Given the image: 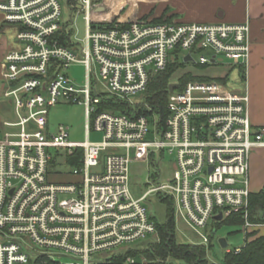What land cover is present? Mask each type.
<instances>
[{"label":"built area","instance_id":"built-area-1","mask_svg":"<svg viewBox=\"0 0 264 264\" xmlns=\"http://www.w3.org/2000/svg\"><path fill=\"white\" fill-rule=\"evenodd\" d=\"M76 3L87 27L75 41L73 22H62L61 0H0L19 43L4 58V94L15 119L0 129V264H147L122 247L157 233L144 204L152 193L171 195L177 216L203 244L218 215L222 221L241 214L250 229L249 162L252 150L264 146V129H253L247 85L237 90L217 79L191 80L170 91L163 122L157 113L105 107L109 97L135 104L152 74L180 60V52L182 62L197 66L247 68L249 22L133 19L102 26L93 22V0ZM62 33L70 34L69 45ZM73 63L85 66L82 85L68 73ZM61 100L84 104L85 141L70 140L63 124L50 130L49 109ZM93 128L101 140H90ZM52 149L67 157L83 150L81 165L72 168L79 182L50 180ZM156 153L173 156V176L153 180L135 198L130 165Z\"/></svg>","mask_w":264,"mask_h":264},{"label":"rangeland","instance_id":"rangeland-1","mask_svg":"<svg viewBox=\"0 0 264 264\" xmlns=\"http://www.w3.org/2000/svg\"><path fill=\"white\" fill-rule=\"evenodd\" d=\"M165 1L166 0H93L92 19L95 24L103 26L116 20L123 21L122 19L126 18L142 20H150V17L153 18L154 16L156 19L162 16L160 18L167 20H173L176 16H178L177 18H183L185 14L182 15V13L177 11L182 7V4L178 6H176L175 3L166 5ZM61 4L63 9L62 22H73L74 34L72 36V40L76 41V38H84L87 27L84 11L79 13L77 12L78 9L75 7L77 4L76 0H61ZM174 11L178 13H174ZM107 19L112 21L107 22ZM13 25V28L17 27L15 24ZM14 29L12 34L15 38H17V28L15 30ZM180 54L179 58L182 60V52H180ZM194 58L199 60L200 56L198 54H194ZM194 64L195 63H186L184 66L177 68L171 76V84H178V79L181 76L191 73L193 76L210 77L213 80L225 79L224 81L228 82V85L233 89H241V87L245 88L246 86L247 68L242 67L238 70L237 68H232L227 64L219 66H197ZM85 71V66L83 64L73 63L70 66L68 73L77 84L82 85L85 80ZM99 90H103V87H99ZM133 98L135 99V102L141 101L140 94L133 96ZM60 124L69 127L70 140L85 141L87 136L85 129L86 114L84 104L61 100L58 104L50 107V130L55 132ZM102 138V133L95 131L93 128L90 133V140L99 141ZM51 152L54 156L55 165L50 168V177L56 181L76 180V176L70 174L73 167L69 164L66 153L61 150L58 154V152L54 149H52ZM174 170V158L168 153H165V155L156 153L148 160H137L132 162L130 165V189L133 196L135 198L141 197L153 185V180L163 182L170 179L173 176ZM161 195L163 196L159 197L158 193H152L144 201L149 214L153 218L156 217L162 221L166 215V204L163 202L162 198L165 197L166 199H172L177 241L179 243L205 245L208 248L207 254L209 261L212 264H223L225 254L228 251H233L237 246L242 247L246 238H248L247 235L249 234V230L247 228L244 229L243 224H223L218 229H215L216 233L212 238H210L209 243L207 245L203 244L200 237L193 232L180 217L177 216L172 196L168 194ZM253 223L255 224V222ZM210 226L214 228V220L211 221ZM222 237L227 239L228 246L226 248H223L219 242V239ZM159 240L160 236L157 228L156 234H149L145 238L124 245L122 248L124 250L132 249L133 251L142 250L151 243ZM136 256H138V258L144 257L140 253ZM144 258L146 259V257ZM70 260L71 259L69 257L63 258L64 262H68ZM168 260L172 261L173 259L169 257Z\"/></svg>","mask_w":264,"mask_h":264},{"label":"trees","instance_id":"trees-1","mask_svg":"<svg viewBox=\"0 0 264 264\" xmlns=\"http://www.w3.org/2000/svg\"><path fill=\"white\" fill-rule=\"evenodd\" d=\"M167 20L163 18L152 19L154 22ZM107 26H111L108 23ZM61 41L65 45L70 44V34H61ZM186 63L182 62L178 58L171 59L167 65V68L163 71L153 73L146 90L141 93V101L131 104L126 101H116L114 98H108L106 108L108 110L117 113H146L152 115L157 113L162 119V122L167 116V100L170 93L171 76L177 68L184 66ZM213 80L210 77H197L191 73L184 74L178 79L177 89H183L190 80ZM220 80V79H219ZM225 79H221L224 81ZM226 82V81H225ZM147 105L151 110L147 109ZM83 156V150L77 149L76 154L68 156L67 160L72 167H79L81 165V159ZM55 165V160L52 161L51 167ZM50 167V168H51ZM50 172V170H49ZM70 174L74 175L71 171ZM51 175V174H50ZM76 176V175H74ZM50 177V176H49ZM76 180L69 181H56L50 177V180L57 183H75L80 181V176H76ZM159 197L163 195L158 194ZM166 204V215L161 221L154 217L157 223V228L160 236V240L151 243L142 250H128L126 256L137 255L140 253L146 257L147 264H212L208 258V248L205 245H195L189 243H179L176 239L175 232V220L173 212L172 199L162 198ZM250 206V220L251 222H264V191L257 193H251L249 198ZM245 219L241 214H234L222 221L214 220V229H218L223 224L229 225H241L244 224ZM255 233H249L244 245L240 251H228L223 260V264H264V235L258 236L252 240L249 237ZM214 234L210 236L213 237ZM172 258V261L168 259Z\"/></svg>","mask_w":264,"mask_h":264},{"label":"crops","instance_id":"crops-1","mask_svg":"<svg viewBox=\"0 0 264 264\" xmlns=\"http://www.w3.org/2000/svg\"><path fill=\"white\" fill-rule=\"evenodd\" d=\"M165 3L166 5L175 3L176 6L182 4V7L177 11L185 15L183 18H177L178 16H176L171 21L200 23L249 22L251 54L246 78L250 97L249 114L253 129L255 131L264 129V0H166ZM178 12L174 11V13ZM152 19H156L155 16L150 17V20ZM122 20L130 21L133 19L126 18ZM109 21L112 20L107 19V22ZM12 26L14 25L5 21L4 16L0 14V129L3 128L5 121L15 119L13 103L4 94L6 82L3 80L5 55L19 46L17 38L12 34L15 28ZM249 164L251 193L264 191V146L255 147L252 150ZM248 230L249 233H255L249 237V240L262 236L264 235V222H256Z\"/></svg>","mask_w":264,"mask_h":264},{"label":"water","instance_id":"water-1","mask_svg":"<svg viewBox=\"0 0 264 264\" xmlns=\"http://www.w3.org/2000/svg\"><path fill=\"white\" fill-rule=\"evenodd\" d=\"M184 60H185L186 62L189 61V60H191V55L188 54V55L185 57ZM176 88H177V84H176V83H172V84H170V91H174ZM215 218L218 219V220H220L222 217H221V215H218V216H215ZM215 233H216V231L213 232V234H215ZM219 242H220V244H221V246H222L223 248H226V247L228 246L227 239H226L225 237L220 238V239H219Z\"/></svg>","mask_w":264,"mask_h":264}]
</instances>
